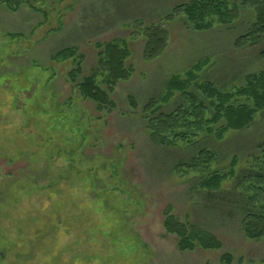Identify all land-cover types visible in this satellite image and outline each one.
Here are the masks:
<instances>
[{
	"label": "rangeland",
	"instance_id": "obj_1",
	"mask_svg": "<svg viewBox=\"0 0 264 264\" xmlns=\"http://www.w3.org/2000/svg\"><path fill=\"white\" fill-rule=\"evenodd\" d=\"M3 1L0 264H227L221 262L225 254L229 264H264V238L250 240L243 231L255 209L247 202V187L260 186V167L264 177V111L249 127L228 129L220 140L207 137L176 148L152 143L140 119L141 108L162 94L171 76L198 62L207 64L200 81L224 92L264 71V37L238 43L255 20L252 6L226 0L228 7L237 6L235 22L195 32L177 19L165 21L190 0L158 12L150 7L136 21L113 20L125 7L134 12L132 0H11L14 11ZM147 26L168 32L165 52L152 62L142 59L140 29ZM113 40L128 44L133 75L111 95L113 112L98 114L68 80L75 63L51 57L74 50L83 59L81 78L95 66V44ZM179 103L176 97L161 112ZM201 149L215 153L217 171L236 163L237 176L218 191L202 189L192 172L174 171ZM256 204L264 213L263 195ZM167 210L180 223L215 235L222 249L179 252L176 236L163 227Z\"/></svg>",
	"mask_w": 264,
	"mask_h": 264
},
{
	"label": "trees",
	"instance_id": "obj_2",
	"mask_svg": "<svg viewBox=\"0 0 264 264\" xmlns=\"http://www.w3.org/2000/svg\"><path fill=\"white\" fill-rule=\"evenodd\" d=\"M24 2L27 1L20 0L18 4ZM3 3L11 11L16 10L12 8L11 0H4ZM243 3L252 6L255 20L247 34L241 37L240 41L244 42H238L243 43L241 46L255 43L264 37V0H244ZM236 8L237 6L228 7L226 0H191L177 5L165 21L177 19L191 31L203 32L215 24L232 25L236 18ZM140 31L144 40L143 61L152 62L160 58L167 48V30L147 26ZM135 34L137 33H132L133 36ZM95 45L98 50L95 66L84 77L80 78L83 59L81 56L78 58L74 50L62 49L51 60L55 63L72 60L76 67L67 75L77 95L83 101L91 102L98 114L112 113L115 104L111 95L120 83L130 80L133 75V68L127 65L130 50L125 41L119 40ZM206 66L207 64L198 62L183 75L171 76L165 82L162 94L149 100L141 108L140 119L152 143L176 148L188 147L198 139L207 137L220 140L228 129L242 130L249 127L255 115L264 111V71L246 76L242 87H233L231 91L224 92L210 81H200ZM176 97L180 101L179 105L169 113L161 112L162 107L171 104ZM127 100L133 112H136L135 98L130 96ZM216 160L214 152L201 149L184 167L177 164L174 171L182 168L183 173L192 172L200 179L202 189L215 192L221 189L224 182L237 176L235 161L230 163L231 170L224 172L214 169ZM260 169L261 167L256 171V174H260L256 177L260 186L252 183L247 187L250 189L247 202L249 206H255L243 221L244 234L250 240L264 238V213L256 204L259 194L264 196V177L261 176ZM163 227L167 234L176 236L181 253L222 249V242L215 235L199 226L180 223L169 214V210L165 212ZM231 261L230 255L221 257V262L229 264Z\"/></svg>",
	"mask_w": 264,
	"mask_h": 264
},
{
	"label": "crops",
	"instance_id": "obj_3",
	"mask_svg": "<svg viewBox=\"0 0 264 264\" xmlns=\"http://www.w3.org/2000/svg\"><path fill=\"white\" fill-rule=\"evenodd\" d=\"M146 0H132V4L136 7L134 9V12H130V7H125L124 12L119 15L118 18H115L113 20L116 21H136V20H144V18H141V15L146 12L150 7L155 11H163L165 9H168V7L171 5H176L183 3L184 1L189 0H149L148 3L145 2ZM191 1V0H190ZM161 9V10H159ZM146 19V18H145Z\"/></svg>",
	"mask_w": 264,
	"mask_h": 264
}]
</instances>
